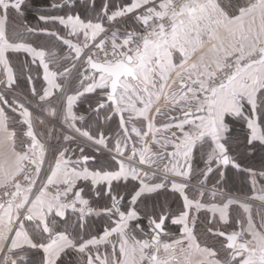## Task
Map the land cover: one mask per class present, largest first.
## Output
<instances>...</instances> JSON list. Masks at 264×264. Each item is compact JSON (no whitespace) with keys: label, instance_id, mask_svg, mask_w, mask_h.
<instances>
[{"label":"snow or ice","instance_id":"obj_1","mask_svg":"<svg viewBox=\"0 0 264 264\" xmlns=\"http://www.w3.org/2000/svg\"><path fill=\"white\" fill-rule=\"evenodd\" d=\"M28 14L0 0V264H264V0Z\"/></svg>","mask_w":264,"mask_h":264},{"label":"trees","instance_id":"obj_2","mask_svg":"<svg viewBox=\"0 0 264 264\" xmlns=\"http://www.w3.org/2000/svg\"><path fill=\"white\" fill-rule=\"evenodd\" d=\"M99 3L100 0H97ZM47 0H29V14L28 19L31 21L33 19V15L36 12L37 9L44 8L46 6ZM73 5L78 3V0H75L71 2ZM247 133V129L242 126L241 122H236L233 125V138L234 141L242 142L244 139L245 134ZM261 153H257V163H259ZM199 154H197V161H198ZM194 182H196L194 180ZM227 188L230 193H235L239 195H246L249 194V187L248 185L241 180L239 177H234L231 179L227 185ZM96 225L99 227H102L104 225L103 220L97 219ZM175 228H178V226H174Z\"/></svg>","mask_w":264,"mask_h":264},{"label":"crops","instance_id":"obj_3","mask_svg":"<svg viewBox=\"0 0 264 264\" xmlns=\"http://www.w3.org/2000/svg\"><path fill=\"white\" fill-rule=\"evenodd\" d=\"M196 182L193 181V184H195ZM230 194H233V195H237V196H241L243 197L244 195H239V194H235V193H230Z\"/></svg>","mask_w":264,"mask_h":264},{"label":"water","instance_id":"obj_4","mask_svg":"<svg viewBox=\"0 0 264 264\" xmlns=\"http://www.w3.org/2000/svg\"><path fill=\"white\" fill-rule=\"evenodd\" d=\"M73 1H75V0H71V2H73Z\"/></svg>","mask_w":264,"mask_h":264}]
</instances>
